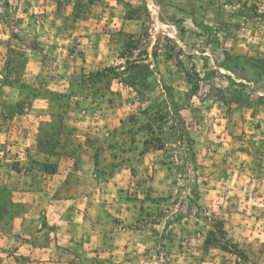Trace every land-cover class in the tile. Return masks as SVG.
Returning <instances> with one entry per match:
<instances>
[{"label":"rangeland","instance_id":"1","mask_svg":"<svg viewBox=\"0 0 264 264\" xmlns=\"http://www.w3.org/2000/svg\"><path fill=\"white\" fill-rule=\"evenodd\" d=\"M0 88L78 264H264V0H0Z\"/></svg>","mask_w":264,"mask_h":264},{"label":"crops","instance_id":"2","mask_svg":"<svg viewBox=\"0 0 264 264\" xmlns=\"http://www.w3.org/2000/svg\"><path fill=\"white\" fill-rule=\"evenodd\" d=\"M2 90L0 88V92ZM0 98H6L4 93ZM1 99L3 110L5 101ZM40 120L35 119L32 126L24 119H0V187L9 195L7 203L0 200L1 264L79 263L70 255L73 252L71 238L75 236L74 204L83 203L87 198L77 199L67 194V170L57 168L52 172L29 165ZM6 121L11 123L10 130L19 131L17 140L23 146H15L11 131L5 130ZM14 148V157H8L9 150Z\"/></svg>","mask_w":264,"mask_h":264},{"label":"trees","instance_id":"3","mask_svg":"<svg viewBox=\"0 0 264 264\" xmlns=\"http://www.w3.org/2000/svg\"><path fill=\"white\" fill-rule=\"evenodd\" d=\"M51 171H52V172H55V169H52ZM218 224H219V222H218ZM219 230H220L221 234H223V228H222L221 223H220ZM213 232H214V231L209 230V231H208V234L211 235V234H213ZM206 241H208V238L206 239ZM221 246H223V247L225 248V246H224L223 244H221Z\"/></svg>","mask_w":264,"mask_h":264}]
</instances>
